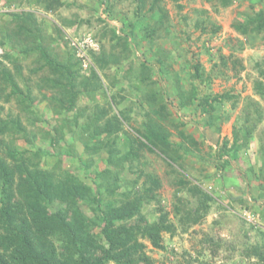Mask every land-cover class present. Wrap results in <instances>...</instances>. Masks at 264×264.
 <instances>
[{
	"label": "rangeland",
	"instance_id": "obj_1",
	"mask_svg": "<svg viewBox=\"0 0 264 264\" xmlns=\"http://www.w3.org/2000/svg\"><path fill=\"white\" fill-rule=\"evenodd\" d=\"M145 1L140 8L137 0H60L56 11L48 12L43 0H0V30L9 14L26 10L37 13L49 36H56L55 22L64 25V40L54 49L59 61L69 54L78 64L74 72L82 82L75 109L63 111L54 102L61 86L40 91L42 75L30 73L34 56L16 61V49L2 60L0 46L1 66L14 71L21 64L33 94L34 107L22 113L26 129L16 134L18 147L40 151L42 169L60 176L71 172L93 190L96 198L84 197L81 203L90 218L107 202L119 205L126 194H141L143 184L154 187L158 198L146 201L142 212L151 222L167 214L174 229L162 233V249L142 240L152 264H264V98L255 89L256 82L264 84V33L246 36L235 28L264 11V0L228 5L222 0H162L167 18L158 9L151 11L152 0ZM19 39L20 48L32 42L24 33ZM108 57L119 63L100 69L95 62ZM93 70L102 88L87 95L83 89L93 90ZM67 76L64 71L57 77L64 84ZM17 81L24 89L25 83ZM207 99L212 105L202 113ZM0 106L5 107L1 117L8 110L19 113L2 96ZM96 107L121 123V131L112 136L117 137L114 166L108 165L106 153L89 156L78 140L79 130L73 129L77 116L81 122L98 118ZM150 120L156 121L157 134L167 137L152 151L139 143L150 144L145 136ZM247 131L252 133L245 146ZM107 167L109 178L103 174ZM116 174L117 189L102 187L103 179ZM194 186L208 196H194ZM198 210L203 212L199 222L184 223L187 213ZM95 232L100 234L101 227Z\"/></svg>",
	"mask_w": 264,
	"mask_h": 264
},
{
	"label": "trees",
	"instance_id": "obj_2",
	"mask_svg": "<svg viewBox=\"0 0 264 264\" xmlns=\"http://www.w3.org/2000/svg\"><path fill=\"white\" fill-rule=\"evenodd\" d=\"M43 1L48 12H55L56 7L61 5L60 0ZM222 1L224 5H228L233 0ZM137 2L140 8L146 5L145 0ZM150 6L151 11L153 8L158 9L161 17L167 18L168 11L162 6V0H152ZM9 18L8 23L3 21L0 30V46L5 50L2 60L13 57L16 49L20 53L14 54L16 61H27L34 56L35 68L30 73L36 77L42 75L38 79L40 91L50 90L55 84L60 85L62 91L54 102L59 104L63 111H73L81 94L77 87L82 82L74 72L78 69V64L72 61L69 54L63 57V62L59 61L61 57L54 49L59 39L64 40V25L55 22L53 32L56 36H49L48 30L40 25L41 19L36 12L26 10L19 15L11 13ZM235 28L246 36H261L264 33V11L253 17H246ZM23 33L27 38L31 37L32 42L20 48L19 36ZM109 59L110 61L99 59L95 63L99 64L100 69L105 68L109 62L113 65L119 63L117 57ZM1 64L0 96L3 97L4 103H14L19 113L8 110L6 116L1 117L5 107L0 106V136L10 134L12 137L11 140H0V264H152L147 255V246L142 240H148L153 247L162 249V233L172 232L174 229L167 214H161L157 221L151 222L142 212L144 203L150 204L158 198V195L154 194V187L143 184L141 194L139 191L133 196L126 194L127 199L118 202L119 205L107 202L93 218L87 216L81 203L84 197L88 200L90 197L96 198L91 196L93 190L71 172H62L63 176H60L61 173L42 169L40 151L19 149L16 134L26 129L22 123V113H28L34 107V101L29 99L33 94L29 81L23 75L21 64H15L14 71ZM64 71L68 76L67 82L62 84L57 76ZM17 77L25 83L24 89L20 87ZM100 78L93 70V90L87 89L86 86L83 93L92 95L94 90L102 88ZM255 89L264 98V84L256 82ZM211 102L207 99L201 104L200 111L209 112L208 106L212 105ZM96 109L102 113L99 115L95 111V117L98 116L95 120L81 122V116H75L73 129L79 130L78 140L89 156L106 153L108 165L114 166L117 137L112 139V136H117L121 131V123L116 117H108L109 113L104 108ZM106 117L108 118L105 119ZM66 126L69 127L67 124ZM157 126L156 121L150 120L145 129L146 139L151 146L139 142L151 151L153 146L159 147L167 139L165 135L157 134ZM251 133H246L245 146ZM74 134L75 132L72 133ZM103 135L108 137L106 141L102 140ZM225 153L230 154L228 150H225ZM129 154L126 159L132 155L134 157L133 153ZM103 174L109 178L112 172L107 167ZM119 177L120 175L116 174L114 179L112 178L114 181L103 179L102 181L107 182L102 184V187L117 189L118 184L115 182L119 181ZM158 181L154 180L153 184ZM191 191L194 196L204 197L205 192L199 186H194ZM107 193L112 196L108 190ZM100 207L101 202L96 209ZM202 213L200 210L194 214L187 213L183 221L197 223L202 218ZM97 227H101L100 234L95 232Z\"/></svg>",
	"mask_w": 264,
	"mask_h": 264
},
{
	"label": "built area",
	"instance_id": "obj_3",
	"mask_svg": "<svg viewBox=\"0 0 264 264\" xmlns=\"http://www.w3.org/2000/svg\"><path fill=\"white\" fill-rule=\"evenodd\" d=\"M88 44H89L90 46L94 47L95 42H94V41L91 42V40H88ZM2 54H3V50H2V48L0 47V55H2ZM80 55H81V57H83V58L86 57V53H85V51H84L82 48L80 49ZM84 61H85V60H84ZM86 66H87V64H86Z\"/></svg>",
	"mask_w": 264,
	"mask_h": 264
}]
</instances>
